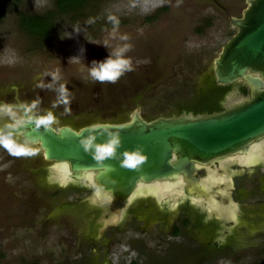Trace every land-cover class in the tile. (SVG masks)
<instances>
[{"label":"rangeland","instance_id":"374dc122","mask_svg":"<svg viewBox=\"0 0 264 264\" xmlns=\"http://www.w3.org/2000/svg\"><path fill=\"white\" fill-rule=\"evenodd\" d=\"M90 2L80 15H73L75 22L67 16L57 20L54 37L48 41L26 34L19 16L22 12L42 14L53 8L54 0H0V99L15 94L35 113L51 112L60 118V125L81 128L126 122L137 107L146 120L178 115L182 110L201 109L207 99L214 98L212 90L206 91L213 77V61L237 33L229 17L242 15L245 0H99L96 10L95 0ZM163 7L167 9L158 12ZM155 13L157 18L147 21ZM105 46L128 49L125 57L133 71L125 72L116 83L88 77L91 62L108 56ZM60 85L68 90L67 105L57 103ZM15 116L19 111L0 112V127L10 124ZM11 139L26 148L22 141ZM26 149L34 153L24 155L30 173L33 167L42 168V163L54 167L43 160L39 147ZM25 165L21 162L10 170L9 165H0V264H107L106 235H110L105 232L104 197L93 195L89 203H69L77 197H59L58 187L49 184L50 172L46 178L31 173L30 182L18 183L16 176ZM59 173L62 175V170ZM185 184L184 179L159 181L141 195L150 204L169 198L182 200ZM245 184L236 185L250 190ZM230 187L227 182L218 193L227 195ZM214 188L215 184L209 183L201 189ZM228 200V206L215 199L213 205L227 214L228 221H235L229 196ZM240 202L251 205V220L261 218L260 225L235 221L232 230L238 235V245L229 256H212L215 251L209 244L214 231L207 238L206 234L214 226L206 232L200 229L198 213L192 210L198 222L194 220L196 227L190 225L186 237H174L170 227L156 221L152 231L137 232L138 245L148 255L143 264H253L264 260L263 200L255 197ZM258 202L262 204L257 206ZM154 206L159 209L160 203ZM147 216L158 218L157 214ZM133 236L129 232L120 237L128 241ZM112 261L117 260L113 257Z\"/></svg>","mask_w":264,"mask_h":264},{"label":"water","instance_id":"95a60500","mask_svg":"<svg viewBox=\"0 0 264 264\" xmlns=\"http://www.w3.org/2000/svg\"><path fill=\"white\" fill-rule=\"evenodd\" d=\"M245 3L240 17H229L237 33L213 61L211 82L218 86L242 83L249 89L248 97H233L227 110L219 113H183L146 120L137 107L126 122L100 123L120 131L122 146L118 154L142 147L146 160L137 169L123 168L119 160L110 158L104 163L114 170L105 171L79 144L81 137L77 134L92 124L76 128L60 125V119L54 117L47 130L44 126L37 129L35 120L45 115L34 113L19 100L16 104L0 101L1 107L10 106L20 114L11 120L12 124L0 127V134L39 147L44 159L55 164L49 170L50 181L61 186L83 184L94 196L104 193L111 196L112 211L119 216L144 184L155 185L164 180H186L185 197L194 202L208 200L214 208L211 195L217 196L218 190L201 189L209 179H200L198 174L204 169L212 174L209 165L217 159L237 156L242 160L253 146L264 143V0H245ZM82 135L86 136L87 132ZM103 140L104 137L97 138V142ZM180 201L173 199V204Z\"/></svg>","mask_w":264,"mask_h":264},{"label":"flooded vegetation","instance_id":"af4514ba","mask_svg":"<svg viewBox=\"0 0 264 264\" xmlns=\"http://www.w3.org/2000/svg\"><path fill=\"white\" fill-rule=\"evenodd\" d=\"M211 90L213 91L212 97L214 98L209 100L207 99V101H205L200 106L201 109L200 108H198L199 110L186 109L180 111L178 115L171 114L166 117L180 116V114L183 113L193 114V115H203V114L224 112L227 110L228 108L227 104L230 102V100L233 97H240V96L248 97L249 95V89L242 83H234L231 85L218 86L215 83L211 82L210 84H208L206 91L212 92ZM208 98H211V96H209ZM18 100L19 99L15 94H10L7 98L0 99V101H4L5 103H15V104L18 103ZM19 102L22 103L21 101ZM22 104L27 105L25 103ZM36 114L42 115L40 113H36ZM16 118L17 116H15L14 119ZM10 124H12V122ZM24 146H26V148H31L29 145L26 144H24ZM257 150H258L257 154L262 155L261 150L259 149ZM257 150H255V152ZM0 156L2 157L0 161V165L1 166H3L4 164L9 165L7 170L12 169V167H15L17 164H20L21 162L26 164L25 166L20 167L22 171L19 169L20 171L16 176L17 177L16 181H18V183L20 182L22 183V181L24 180L25 181L28 180L30 182L31 173L33 175L37 173L39 174L42 173L43 176L42 178L44 177L46 178L47 172L49 173L50 172L49 170L51 169L50 166L47 167V165H44V163H42V168L41 167L31 168L30 166L32 171L30 173L28 171L29 168L27 165L28 160L23 162L24 158L27 159L28 157L24 155H19V156L13 155L7 148L3 147L2 145H0ZM246 156L241 157L242 160H240L237 156H227V158L214 160L209 165L213 173L209 174L208 173L209 171L204 169L198 174V177L200 179L208 178L209 183L212 184L214 183L216 189H223V187H225V184L227 182H230L231 187L228 188L229 190L227 196L221 197L222 194L218 193L217 196L216 195L214 196V199L218 201L222 198L224 205L228 206L229 203L228 196H229L231 202L233 203V206H230V208L232 209L233 216L234 215L236 216V220H235L236 222H240V224L246 222L247 224L249 223L254 225H260L259 222L261 218L259 221H255V222L251 220V213L253 209L251 208V205L242 204L240 201L243 200L246 201L247 199L251 200V198L256 197L262 199L264 203V156L259 158L257 157V159H255L254 161H250V163L248 162V160H246ZM253 156L255 157L256 154ZM43 160H44V156H43ZM232 172L234 173L231 174ZM240 182L248 183L247 185L245 184V186L250 188V190L244 191L243 189H241L242 185H238V186L236 185L237 183ZM209 183L206 185H209ZM49 184L50 186L58 187L55 190L60 194L59 197H63V196L77 197L75 200L69 203H80V202L89 203V201H91V197L93 196V191L90 188L85 187L83 184L69 183L65 186H61L59 182H52V181H49ZM147 187H151V185L149 184L145 186L144 184V187L138 190L136 195H134L130 199V202L126 206V208L122 210L120 214L121 216L117 215L115 212L113 213L112 211L113 198L108 194L104 193L103 196L104 200L102 207H104L103 217L105 219V232L109 233L110 235V238L108 235H106V238L108 239L106 240L107 264H115L116 262H118L117 264H143L145 260H147L146 256L148 257V255L142 253L140 249L141 246L138 245V241L140 240L136 237V235L137 232H141L143 231V229L145 232L152 231L153 221L159 222V224L161 223L162 226L166 225L170 227L171 233L174 237H183V236L186 237L185 234H187V230L189 229L190 225L193 229H195L196 227L194 225V220L197 222L199 220V222L201 223V224L199 223L200 224L199 227L205 232L206 230L208 231L211 225H213L214 227L211 230H209L206 234V238H207L209 237L211 231H214V234L212 235L214 237L209 244V247L215 251L212 256L216 255L215 257L222 259L226 257V255L229 256V253L234 251V246L238 245V242L235 241L238 239V235L236 236L234 234V231L232 230V228L236 225V222L231 221L230 223L225 217V215L227 214L221 212V210L219 211L216 205H214V208H212V203L209 202L208 200L205 201L200 200L199 202H194L189 197L183 198L179 203L174 205H172L173 199L171 200L170 198L159 201L155 200L154 203L150 204V202L148 203L146 201L145 196L141 195L142 192H144V190H146L145 188ZM79 195H86V196H83L81 198ZM157 203H160L159 209L157 208V206L156 207L154 206V204L157 205ZM260 204L262 203L258 202L256 205L259 206ZM177 206L179 210L174 211V209ZM192 210L198 213V220L195 218V216L192 215V213H190L192 212ZM153 214H157L158 218L156 219L159 220L147 216ZM191 216L193 219L191 218ZM212 216H216L217 220H215ZM207 225L209 226L207 227ZM129 232L134 234L133 238H131L130 240L126 241L120 237ZM222 250H226L225 253L227 254L218 255V252L220 251L222 252ZM113 257L114 260L117 261L115 262L112 261ZM258 263H264V260H260V261L257 260L253 264H258Z\"/></svg>","mask_w":264,"mask_h":264},{"label":"clouds","instance_id":"9594fccd","mask_svg":"<svg viewBox=\"0 0 264 264\" xmlns=\"http://www.w3.org/2000/svg\"><path fill=\"white\" fill-rule=\"evenodd\" d=\"M71 36V35H70ZM68 36V37H70ZM109 50L108 56L100 61L93 60L91 66H88V77L95 82L100 83H116L119 78L125 73L133 71L130 60L125 57L127 48H112ZM83 52V49H81ZM41 87V85H37ZM57 103L65 105L70 103L68 90L64 85H60L58 89ZM35 107V102L32 105ZM55 106V105H53ZM11 111L10 106L0 107V112ZM54 116L51 112L47 115L41 116L35 120V126L39 129L44 126L47 130L53 123ZM87 132L86 136L82 133ZM80 138L79 144L86 153H89L95 162L102 166L105 171H113L111 165H106L104 162L108 159H117L120 166L127 169H137L139 165L143 164L146 156L143 154V149L137 146L133 150H125L118 154V149L122 146V139L119 130H113L108 124H92L77 134ZM98 137H104L103 142H97ZM0 145L7 148L13 155H32L31 151L23 146L15 145L9 136L0 134ZM123 159H120V157Z\"/></svg>","mask_w":264,"mask_h":264},{"label":"trees","instance_id":"16d2710c","mask_svg":"<svg viewBox=\"0 0 264 264\" xmlns=\"http://www.w3.org/2000/svg\"><path fill=\"white\" fill-rule=\"evenodd\" d=\"M19 0H17L18 2ZM91 4L90 0H54L53 8L46 10L42 14H30L22 12L19 16L20 28L26 32V34L35 36L42 40H52L56 29L57 20L61 17H70L73 22L76 21L73 15H80ZM99 0H95V10L98 8ZM167 8L163 7L158 12H163ZM2 5L0 3V21L3 19ZM158 13L147 17V21H154L157 18ZM117 21L115 23H120ZM77 23V22H76ZM79 25V24H78ZM199 33L202 31L199 30ZM264 264V263H258Z\"/></svg>","mask_w":264,"mask_h":264},{"label":"bare ground","instance_id":"6f19581e","mask_svg":"<svg viewBox=\"0 0 264 264\" xmlns=\"http://www.w3.org/2000/svg\"><path fill=\"white\" fill-rule=\"evenodd\" d=\"M263 147H264V143H262V144L260 143V144H257L255 146H253L251 148L250 153L248 154V156H246V160H248V162L250 163V161H254L255 159H257V157L258 158L259 157H263L264 156V148ZM257 149L261 150L262 155L261 154H257L258 153ZM255 150H257V151L255 152ZM255 154H256V156L254 157L253 155H255Z\"/></svg>","mask_w":264,"mask_h":264}]
</instances>
